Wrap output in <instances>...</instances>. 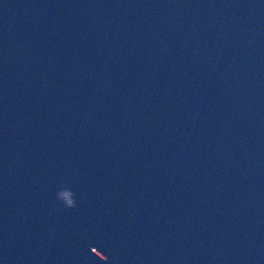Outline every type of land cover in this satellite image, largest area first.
<instances>
[{
  "label": "water",
  "instance_id": "95a60500",
  "mask_svg": "<svg viewBox=\"0 0 264 264\" xmlns=\"http://www.w3.org/2000/svg\"><path fill=\"white\" fill-rule=\"evenodd\" d=\"M0 264H264V0H0Z\"/></svg>",
  "mask_w": 264,
  "mask_h": 264
}]
</instances>
